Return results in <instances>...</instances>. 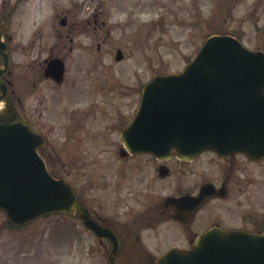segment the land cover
<instances>
[{
  "label": "flooded vegetation",
  "instance_id": "obj_1",
  "mask_svg": "<svg viewBox=\"0 0 264 264\" xmlns=\"http://www.w3.org/2000/svg\"><path fill=\"white\" fill-rule=\"evenodd\" d=\"M240 1L229 2L237 7ZM243 1L247 4L245 23L251 34L264 39V24L261 22L264 16L263 0ZM58 2L59 0L6 2L0 12V39H6L9 53L12 47L11 34L14 30L8 31V27L18 11L36 4L41 9H52L53 13V10L59 8ZM82 4L84 8L77 10V6L74 5L65 12H56V15L55 13L52 15L60 17L58 19L60 28L53 23L52 29L50 26L47 30L43 28L42 32L47 34H39V29L36 33L39 36L36 34L31 36L27 47L33 50L34 61L29 63L31 71L21 76L23 98L39 93L40 106L44 108L38 112L40 119H44L43 116L49 110V102L55 99L58 108L57 126L51 132H57L58 135L55 136L58 138L52 146L60 159L64 153L65 158L71 160L73 164H77L81 159L78 145L82 146L84 142L92 141L90 134L86 137L81 135V131L91 128L93 119V110L87 104L72 110L69 107V104L77 99L84 100L88 91L91 95L89 89L84 86L79 87L74 79L68 86L65 85L75 48L74 41L79 37L81 40L79 44L83 43L85 48L87 44L82 41V36L88 38L89 42L93 41V35L87 33L86 29L90 28L92 23L99 22L109 8L110 2H98L95 7L96 12H92L91 17L78 18L79 10L82 12L91 7L87 1H83ZM257 49L264 50V45ZM58 59L63 61L65 69L63 80L60 82L52 76H47L49 64ZM78 64L75 67H79ZM9 68L10 62L5 72L0 75V83L6 85L5 94L0 89L2 108L16 97V91L13 89L15 83L10 80L12 71ZM44 87L51 89L50 95H40ZM59 89L63 92H59ZM16 98L23 107L21 97ZM63 100H65L64 104L61 105ZM140 101L141 98L136 99L134 108L129 111L131 116L136 113ZM22 112L32 127H35L33 129L45 136L46 144L40 152L47 164L52 163L56 167L55 165L60 161L56 159L51 162V158L47 157V152L45 153L46 148L51 145L50 136L44 129L45 125H38L37 119L29 116L28 109L23 107ZM130 121L131 118L126 120L119 112V118L114 124L109 125V128L115 132L116 127L123 129ZM110 153L114 155L110 157ZM101 154L97 155L92 149L87 152L86 169L90 172H95L97 169L96 173L102 174L103 181L89 180L85 207L91 219L116 234L119 244L117 252L113 253L114 245L108 238L99 237L89 228L87 230L82 228L81 233L74 232L71 247L83 243L85 236L86 253L91 262L158 264L159 258L170 249L193 248L197 237L213 227L254 231L252 208L250 206L249 209L243 210V200L240 197L243 191L250 190L252 186L249 182L252 177L250 167L254 163L244 155L221 159L214 152H206L191 160H182L173 156L161 161L150 154H128L121 144V138L118 145L102 148ZM206 185L212 186L213 194L207 199H202L201 192ZM98 190L100 193L95 194ZM235 194H237L236 198H234ZM80 213L81 211L78 210L77 216Z\"/></svg>",
  "mask_w": 264,
  "mask_h": 264
},
{
  "label": "rangeland",
  "instance_id": "obj_2",
  "mask_svg": "<svg viewBox=\"0 0 264 264\" xmlns=\"http://www.w3.org/2000/svg\"><path fill=\"white\" fill-rule=\"evenodd\" d=\"M7 1L0 0V3H4L3 6L0 5V12ZM78 1L81 7V3L87 0ZM96 1H111L114 8L109 16H102L104 26L102 23L97 26L94 22L93 27H90L93 29H86L87 33L92 32L94 35L92 42L84 36L81 37L86 44L92 45L89 49H86L83 43L79 44V37L75 38V48L65 83L68 86L74 79L79 87L88 86L92 89V94L88 91L84 100L77 99L69 104L70 110L81 108L85 104L93 110L91 128L81 131L83 136L90 134L92 141L78 145L81 159L77 164L66 159L64 153L60 159L52 146L58 138L55 136L58 135L57 132H51L57 126L58 108L55 99L49 102V110L43 116L44 119H40L38 112L44 108L40 106L39 93L23 98L21 90V76L31 71L29 63L34 61L33 50L27 47L29 39L38 33L39 29L42 33L46 25L52 26L54 22L58 24V18L53 22L52 11L44 12L38 5L31 4L19 10L8 27V31L15 30L12 34L10 79L15 83L16 97H21L23 107L28 109L32 119H37L38 125H45L44 129L51 140V145L46 148L45 153L47 152L51 162L56 159L60 161L52 170L75 185L84 202L87 187L90 186L89 180L103 181L102 174L96 173L97 169L95 172L86 169L87 152L92 149L97 155H102V148L120 143L121 128L116 127L117 132H114L109 125L117 121L119 112L126 120L131 117L129 111L134 108L140 89L142 90L154 75L182 70L194 58L210 34L238 33L249 47L264 45V39L252 35L245 23L246 3L243 0L237 3L239 10L234 12L232 19L225 18L231 11L229 0ZM74 3V0H59L57 11H66L73 7ZM87 11L79 12L77 17H91L94 8ZM99 34H109L100 49V41L96 39ZM118 49L124 53L121 62L115 60ZM85 54L88 55L84 57L81 66L75 67ZM59 92L63 90L59 89ZM50 93L51 89L44 87L40 95L48 96ZM113 155L110 153V157ZM50 167H53V164H50ZM250 171L251 189L243 191L240 197L243 200V210L249 209L250 206L252 208L254 229H260L264 223V163L253 164ZM97 193L100 191L95 192ZM73 221L75 220L65 216L50 215L22 228H15L8 222L5 214L0 212V264H95L86 253L85 243L71 247L72 228L80 225L74 224Z\"/></svg>",
  "mask_w": 264,
  "mask_h": 264
},
{
  "label": "water",
  "instance_id": "obj_3",
  "mask_svg": "<svg viewBox=\"0 0 264 264\" xmlns=\"http://www.w3.org/2000/svg\"><path fill=\"white\" fill-rule=\"evenodd\" d=\"M123 137L130 149L160 158L214 150L263 159L264 54L229 37L209 39L182 73L158 75L146 86ZM42 144L14 106L0 112V210L14 225L79 206L71 187L48 173L37 152ZM251 238L247 248H220L207 235L205 248L190 252L186 264H264V234Z\"/></svg>",
  "mask_w": 264,
  "mask_h": 264
}]
</instances>
